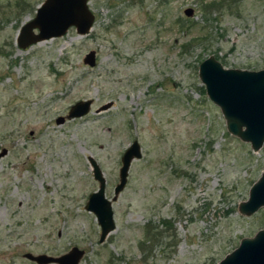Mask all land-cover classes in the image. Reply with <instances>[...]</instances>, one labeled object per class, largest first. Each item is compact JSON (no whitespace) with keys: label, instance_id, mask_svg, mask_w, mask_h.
Here are the masks:
<instances>
[{"label":"rangeland","instance_id":"1","mask_svg":"<svg viewBox=\"0 0 264 264\" xmlns=\"http://www.w3.org/2000/svg\"><path fill=\"white\" fill-rule=\"evenodd\" d=\"M41 1L0 0V264H37L23 253L72 245L84 250L78 264H215L264 227V206L238 209L264 171V142L254 151L227 131L198 77L210 54L225 67H264V0H89L87 34L70 26L21 48L20 26ZM89 49L93 66L82 61ZM87 98L86 114L66 117ZM133 139L141 156L100 242L84 208L98 186L87 157L110 198Z\"/></svg>","mask_w":264,"mask_h":264},{"label":"water","instance_id":"2","mask_svg":"<svg viewBox=\"0 0 264 264\" xmlns=\"http://www.w3.org/2000/svg\"><path fill=\"white\" fill-rule=\"evenodd\" d=\"M184 13L191 15L192 7H185ZM95 20V14L89 6V0H42L34 16L23 23L17 34V45L25 48L46 38L63 35L70 26H74L80 35L87 34ZM89 66L96 63V52L89 49L82 57ZM198 77L209 99L221 110L226 129L243 141L250 143L255 151L264 142V67L246 69L225 67L210 54L198 63ZM92 99H79L70 105L67 118L86 114ZM111 102L100 105L96 111L108 108ZM56 122L64 120L63 115L56 117ZM6 151L2 148L0 155ZM141 156L140 145L133 139L120 156L118 181L113 187V195H105L106 179L97 161L87 157L93 178L98 182L95 190L88 194L84 208L95 214L99 224V241L115 227L112 201L125 186L128 168L133 158ZM264 206V171L251 184L247 199L238 204L241 213L249 215ZM84 250L72 245L67 251L53 255L46 252L26 251L23 256L37 264H78ZM215 264H264V227L252 236L241 237L239 243L227 252Z\"/></svg>","mask_w":264,"mask_h":264},{"label":"trees","instance_id":"3","mask_svg":"<svg viewBox=\"0 0 264 264\" xmlns=\"http://www.w3.org/2000/svg\"><path fill=\"white\" fill-rule=\"evenodd\" d=\"M202 5H203L202 6L203 11L205 9V11L203 12L202 18L204 21H207L209 19L208 14L211 12V9L216 6V3L214 1H209L205 4L203 3ZM163 222L166 224L167 227H170L171 223L168 220H163Z\"/></svg>","mask_w":264,"mask_h":264}]
</instances>
